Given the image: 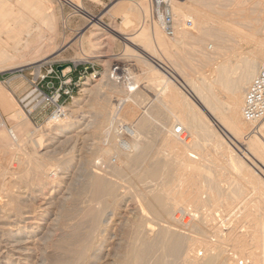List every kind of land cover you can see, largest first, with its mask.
<instances>
[{
	"label": "bare ground",
	"instance_id": "obj_1",
	"mask_svg": "<svg viewBox=\"0 0 264 264\" xmlns=\"http://www.w3.org/2000/svg\"><path fill=\"white\" fill-rule=\"evenodd\" d=\"M65 1L87 14L80 0ZM127 1L122 17L138 24L132 34L87 14L88 57L111 53L117 35L127 51L141 45L150 60L140 74L127 81L129 64L114 63L111 54L102 60L105 73L84 84L95 113L78 116L85 111L78 100L37 128L22 111L10 109L11 129L0 115V264H264V118L252 130L242 113L245 92L264 60V0H223L220 13L226 18L211 32L212 54L202 52L201 33L184 48L185 21L194 13L193 20L204 23V10L215 0L172 2V37L150 0ZM46 18L57 31L55 13ZM0 20L9 21L0 33L10 40L0 44V71L58 51L41 47V23L32 25L30 17L5 6ZM242 23H252L251 35L262 37L243 52L233 35L243 37L231 33ZM139 32L144 44L135 36ZM98 44L106 51L99 54ZM188 51L205 67L215 65L211 78L192 69ZM170 56L176 59L172 64ZM156 64L167 67L186 92ZM71 70L67 66L63 73ZM145 73L152 84L139 88ZM177 122L188 138L174 133ZM212 122L223 127L235 149ZM233 170L247 183L229 175ZM228 175L236 182L230 177L233 184L225 183Z\"/></svg>",
	"mask_w": 264,
	"mask_h": 264
},
{
	"label": "rangeland",
	"instance_id": "obj_2",
	"mask_svg": "<svg viewBox=\"0 0 264 264\" xmlns=\"http://www.w3.org/2000/svg\"><path fill=\"white\" fill-rule=\"evenodd\" d=\"M125 1L126 0H121V1L101 0L102 3H97V2H91L89 0H80L81 2L80 4L87 10L86 11L87 14L90 13V16L94 17L93 21H97L98 18L102 17V20H104L105 22L107 23L113 22L114 24H116L120 31L130 32L132 34V29L134 30V28H137L138 24L136 23V21L132 23L134 20H130L131 22L128 23L127 20H124V17H122L124 15L123 13L125 9L124 7H126L128 4V1L127 3ZM183 1L187 2L188 0H183ZM223 2L226 1L215 0L213 3L209 4L205 8L204 14L206 16V21L204 23L198 22L197 20H193L195 19L193 18V16L195 15L194 13H191L189 17H187L185 21V27L186 30L188 31V39H187L188 43L184 45V48L190 49L192 46L191 44L192 41L195 40L193 34L201 33L202 35H204L203 42L201 45L202 52L212 54L216 50V37L215 35L211 34V32L213 33L215 31L216 28L215 24L218 19L226 18L225 15L220 13V10H222L221 8H223L221 7L223 6L222 4H224ZM47 5L46 6L38 5V2L36 0H0V7L4 8L6 6L12 9L13 11H15L16 13L23 14L26 18L30 17V19H32L31 21H33L32 25H35L36 23H41V33H40L41 37L39 40V44L41 45V47L50 50L53 49L54 47L58 48V51L56 53L49 56L44 61L28 64L27 66L22 68H12V69H6L0 71V81L3 82L2 85L3 87H1L2 91L0 90V115L4 119H7V116L9 114L8 111L10 109H11L10 111H17V110L22 111L23 114H25V116H27L30 119L32 125L37 128L46 125L51 118H55V116L58 115L57 113L61 114L60 112L56 111L55 107L51 103L42 101L40 97H35L36 94L34 92V90L37 87H39L47 94L53 95L52 90L48 89L47 85L48 83L53 82L56 87L59 86V80H60L59 76H61V72L58 70V66L65 65V68L67 66H70L72 68L71 77L73 78V81L76 83V85H73L74 86L73 98L70 99H67L66 97L61 98L59 102L63 106L61 108V112L63 108L70 107L78 100H81L82 103L85 105L84 107L85 111H81L77 114L78 116H82L83 114L89 115L91 111H94L95 113L97 109L90 107V100H89L90 93L84 91L83 88L85 87L84 84L88 78H91L92 80L91 83L94 84L96 83V81H94L93 75H95V78H100L105 73L107 65L103 63L104 62L102 61L103 59L105 60L111 59L110 57L112 54L111 60H113L114 63L122 62L121 64L124 63L126 65L129 64L128 68L130 67V73L127 75L128 76L127 81L130 82L132 81L131 74L132 73L135 75L140 74L141 72L139 70H141V68L139 67L141 65H146V62L148 61L150 62V60L146 59L145 56L140 52L139 48H141V45H139L138 43L137 44L139 46L130 45L131 47H133L134 51L133 53L132 50L127 51L126 50L128 46L126 45L127 42H125L121 37L117 35H112V39L114 41L111 47L112 51L110 50L111 53L108 52L109 54L107 53V56L106 54H103L100 57H88V55H90L89 52L92 49L89 48L91 46L88 47V45L90 44L89 43L90 40L88 41V39L89 38L91 39L92 37V36L90 37L92 19L90 20L89 15L76 12L75 11L76 9L70 4H68L65 0H50V3ZM227 8H228L227 10H229V8L231 7L228 6ZM52 12L55 13L57 18V23H58L57 31L50 30V28L47 25L46 17L48 16L49 13L51 14ZM2 23H9V21L6 22L0 20V25ZM126 24H130V26ZM251 24L252 23H242L236 25V30L231 31L232 34H237L243 37L241 39L238 38L236 35H233L234 37H236L237 40L238 39L241 40L242 47L240 51L242 52L244 49H245L244 51L248 50V48L251 46V43H249L250 41L253 42L262 38L261 36L258 35L256 36L251 35L253 32L251 28ZM135 25L137 26L135 27ZM148 25L150 26L151 23L147 24L146 27H148ZM53 33L56 34L55 39ZM139 33L135 34V36L138 40L140 39L142 41V42L140 41V44H144L143 35L142 33L140 34ZM5 41L9 42L10 40L8 39L7 34L2 32L0 33V44L4 43ZM232 43L233 42H228V44L230 45L229 48H231ZM102 45L104 46V43ZM102 45L100 46V44H98L97 45L98 47H96L98 49L95 48L93 49L99 50L98 53L100 54L101 50H103V52L106 51ZM95 50L94 53L97 52ZM228 52L231 53L232 51H230L229 49ZM134 56H137V58ZM187 56H188V60L191 61L190 65L194 71L197 70L199 74L205 75L207 77L209 76L208 78H211L214 75L213 72L215 73V70L213 71L212 69H216L215 65H212V67L214 68H212L211 65L205 67L203 64L198 63L195 60V57L193 59L192 58L193 55L190 54V52L187 54ZM170 59L172 60L169 61L171 64L176 61L174 56H170ZM169 62H167L166 64L172 69L171 64ZM159 69L166 75L168 80H170L173 84H175L181 91L186 92L185 88L182 85L183 82H179L174 78H172V76L167 72L169 70L167 67L165 68L159 67ZM188 72H192V71L188 70ZM133 74L132 76H134ZM150 75L151 73L144 74L143 76L144 79L141 80V84L140 83L138 84L139 88L140 87L142 88L146 83L152 84V81L149 79ZM42 78L44 79L42 80ZM162 88L163 86L161 85L157 87L159 93L162 92ZM1 95L3 97H1ZM3 99H5L6 102ZM91 99H94L95 102L98 101V99L97 98L95 99L94 97H92ZM9 102H12L11 105L9 104ZM7 104L9 106H7ZM10 106H12V108ZM15 107L17 108L16 110L14 109ZM7 123H8V127H10L11 129V124L10 122H8V119H7ZM212 124L216 128L217 132L225 139V141L233 149H235L230 139H228L229 136H227V133L223 130V127L219 123L214 124L212 122ZM177 125H182V124H179L177 122ZM244 136L246 135L244 134ZM247 162L248 164H250V166H252L256 170V172L258 171L249 161ZM262 168L264 169L263 166ZM233 171H231L232 173H229V175L236 176L238 180L237 178L228 175L229 177L226 179L227 181H225V183L227 184L229 183V185L232 180L234 182H236L237 180L238 182L241 181L242 178L238 176L240 174L239 173L240 171L236 170L235 173ZM260 175L262 176V179H264V175L261 173ZM230 177H231V181L229 182ZM233 178H235V180ZM242 182H246V181L243 180ZM225 183L223 182V184Z\"/></svg>",
	"mask_w": 264,
	"mask_h": 264
},
{
	"label": "built area",
	"instance_id": "obj_3",
	"mask_svg": "<svg viewBox=\"0 0 264 264\" xmlns=\"http://www.w3.org/2000/svg\"><path fill=\"white\" fill-rule=\"evenodd\" d=\"M174 1L181 0H150L154 14L160 21L163 31L169 37L174 36L176 31V22L172 12V2ZM60 72L59 86L56 87L53 82L47 85V88L52 90L53 95L47 94L39 87L34 92L35 97H40L42 101L51 103L56 111L61 113L60 110L63 106L59 102L63 97L73 98V85H76V83L71 77L72 71L63 73V70H61ZM242 113L244 119L252 124V130H256L255 124L264 118V60L245 92ZM174 133L180 138L184 136L188 138V133L182 125L175 127Z\"/></svg>",
	"mask_w": 264,
	"mask_h": 264
},
{
	"label": "water",
	"instance_id": "obj_4",
	"mask_svg": "<svg viewBox=\"0 0 264 264\" xmlns=\"http://www.w3.org/2000/svg\"><path fill=\"white\" fill-rule=\"evenodd\" d=\"M64 68H65V65H60V66H58V70H59V71L63 70Z\"/></svg>",
	"mask_w": 264,
	"mask_h": 264
}]
</instances>
